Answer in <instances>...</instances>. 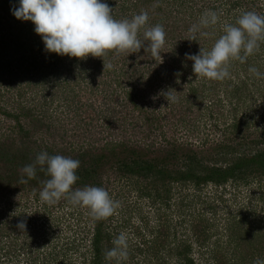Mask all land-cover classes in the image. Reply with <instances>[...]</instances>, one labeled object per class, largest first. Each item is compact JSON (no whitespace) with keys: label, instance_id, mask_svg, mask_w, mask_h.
Listing matches in <instances>:
<instances>
[{"label":"rangeland","instance_id":"1","mask_svg":"<svg viewBox=\"0 0 264 264\" xmlns=\"http://www.w3.org/2000/svg\"><path fill=\"white\" fill-rule=\"evenodd\" d=\"M126 2L130 6V1ZM155 3L144 11L149 14L147 26L161 24L165 28V44L160 56L153 57L142 49V53L130 54L135 55L139 63L134 64L133 60L125 66L120 61L124 54L117 57L113 53V57L108 54L101 58L88 56L78 60V66L62 67L61 77H54L59 79L61 86L52 88L55 90L50 96L48 93L52 90L47 87L50 82L44 84V73H27L17 65L16 59L12 60L16 64L13 67L1 61L0 107L12 114L28 112L37 117L38 123H49L52 130L46 135L44 131H35L33 139L41 142L43 150L45 143L62 149L76 160L86 150L102 153L104 149L108 155L121 151L124 144L149 152L150 158L163 162L171 144L185 148L181 152L175 148L169 161L170 172L186 169L185 165L191 164L192 161L188 162L190 149L197 155V160L193 161L205 166L215 165L212 156L216 153L212 148L236 143L229 141L232 137L230 125L235 117L250 123L249 133L261 140L264 137V92L258 89L260 78L251 77L249 68H255L259 62L264 64V55L260 53L257 57L258 52H255L244 63L231 61L230 76L217 84L216 80L195 76L193 62L186 59V54H199L200 48L211 50L215 43L211 36L190 43V33L185 30L190 20L192 23L200 20L203 13L196 12L199 11L197 5L205 6L204 2L157 0ZM257 3L263 5L264 2L257 0ZM138 10L126 11L120 7L119 12L112 11V15L117 20L131 19ZM227 17H234V14ZM139 36L143 39V29ZM43 54L44 50L39 51L38 63L44 64ZM103 61L111 63L112 67L104 69ZM81 69L82 72L78 71ZM133 70L137 72L135 77L129 76ZM236 84L242 88L239 95L234 94L237 106L233 107L227 90H234ZM192 85L202 90L206 87L202 93L203 102H198L199 95L191 93ZM96 87L102 88V92ZM169 90L177 92H173L175 101L168 102L162 94ZM128 91L133 92L136 108L128 103L125 108L116 105L121 99H128L124 96ZM218 100H222L223 107L218 106ZM23 119V125L28 128V122L31 126V118ZM17 125V121L0 115V141L10 136L18 139L20 129ZM242 136L234 146L244 142ZM237 150L247 151L244 146ZM227 152L215 158L218 166H229L235 153ZM114 170L102 174L99 181L121 205L104 221L112 241L122 231L128 236V256L120 264H178L175 250L182 243L193 246L197 264H214L213 255L217 254L218 247L228 259L236 250L234 232L230 228L233 221L250 223L238 233L251 232L253 237L264 233L263 175L219 188L214 184L196 187L194 182H172L165 187L163 181H158L161 177L137 180L120 177ZM73 186V190L80 188L76 184ZM39 192L37 188L35 192L21 189L19 181L9 187L0 186V262L93 264L90 241L98 221L89 216L87 209L73 206L67 199L61 198L51 205L42 202ZM20 220L26 221L24 231L17 228ZM204 227L209 228L203 236L206 245L202 248L195 233ZM255 240L251 239L250 243L253 241L255 245ZM237 249L240 255H236L232 264L242 263V250L240 246ZM251 251L243 264H256L259 260L260 254L253 255ZM260 261H264V252ZM103 264H117V260L104 257Z\"/></svg>","mask_w":264,"mask_h":264},{"label":"trees","instance_id":"2","mask_svg":"<svg viewBox=\"0 0 264 264\" xmlns=\"http://www.w3.org/2000/svg\"><path fill=\"white\" fill-rule=\"evenodd\" d=\"M102 0V2H106L113 11L119 12L120 7L125 8L126 11L140 9L139 13L146 10L149 7L155 6V2L157 0ZM130 1V6H127V2ZM191 2H196L199 0H190ZM204 2V5H197L196 12L205 13L206 10L215 11L218 13L219 21L216 25L210 26L206 29H202V31H206L209 33L208 36H211L213 42H215L221 35H223V25L225 23L228 24H235L237 18L245 11H255L259 15H264V3L260 5L257 3V0H201ZM264 2V0H262ZM20 0H0V69H3V64L1 61L8 63L9 66L13 67L16 64L12 63L13 59H16L17 65L24 69L27 73H44V84H49L47 87L48 90L55 89L61 86L60 81L58 78L61 77V69L62 67H71L78 66V59L70 58L68 56H59L55 53H46L44 43H42V37L37 35L34 31V24L30 21H22L17 20L16 17L13 15L14 8L19 6ZM119 2V3H118ZM206 2V3H205ZM260 5V6H259ZM149 10V9H148ZM162 12V9H158ZM157 10V11H158ZM138 13V14H139ZM230 14H234V17H227ZM149 15V14H148ZM152 18L156 17L150 14ZM183 17V16H182ZM185 21V19H183ZM186 24L187 28L186 31H189V28L193 24ZM177 32L176 29H174ZM184 32V31H183ZM182 38V34L179 33L178 35ZM203 37L197 34L196 41L191 40V35L188 36V40L190 43H197ZM44 50V57L45 62L38 63V55L39 51ZM38 52V53H36ZM258 56L264 55V42L260 43ZM113 52H109V56L113 57ZM142 53V49L134 53L135 55ZM255 53V52H254ZM261 53V54H260ZM260 54V55H259ZM135 55H123L122 59L120 60L123 65L133 63V60L136 62L134 64H138L139 61ZM118 57V56H117ZM69 64V65H68ZM258 67V68H257ZM133 68H136L133 66ZM262 76L258 79L261 86H258V89H261L264 92V64L257 63L255 67ZM83 71V69L78 70ZM109 71V70H107ZM248 71V70H247ZM246 71V72H247ZM115 72V71H114ZM137 72L133 70L131 75L135 77ZM254 78H257L254 74H251ZM57 77L55 79L54 77ZM80 77V76H79ZM143 77V76H142ZM256 80V79H255ZM56 82V84L54 83ZM215 82V80L213 81ZM217 84V81L215 82ZM245 85V83H244ZM206 86V84L204 85ZM206 87H193L191 88V93L193 96H198V102H203L202 100V93ZM241 85L236 84L234 90L228 89L227 98H230V104L233 103V107L237 105L234 104V99H236V95H239L241 91ZM54 89V90H55ZM98 92H102V88L96 87ZM52 90L49 94L54 93ZM244 91H247L246 89ZM230 92L233 93L230 96ZM94 95V94H91ZM125 98L128 99H121L116 103V105H120L125 108V105L128 103L129 105L133 106L134 108L137 107L133 99V92H127L124 94ZM130 101V103H129ZM218 106L223 107L222 100H218ZM199 106V105H198ZM133 108V109H134ZM0 115H4L9 119H13L18 122L17 127L20 129V137L18 139H14L13 137H7L0 141V186L9 187L14 181H19L22 173L20 169L25 165L31 164L35 161L36 156L41 152H47L50 156L51 155H63L69 157L62 149H56L53 146L49 147L48 144L44 145V150L41 148V142L38 140H34L33 137L36 136V133L39 131H44V134L52 130V127L49 123H38L37 117L32 115L31 113L24 112L15 114L12 112L10 113L8 109L0 107ZM23 117L31 118V126L30 123L27 122L28 128L23 125L22 120ZM234 118V116H233ZM251 124L245 121H240L237 117L233 119V123L230 125L232 130V137L229 141H233L237 144V138L242 136L243 143H240L237 146H229L227 144L216 145L212 149L214 150L215 155L212 156V162L215 165L212 166H205L195 162L196 156L193 151L190 149L188 153H191V156L188 157V163L186 169H175L174 171L170 172V159L173 156V152L175 148H177L178 152L184 151L185 148L178 146L176 144H171V148L166 152L165 158L160 161L157 158H150L149 152H145L142 149L137 148H129L122 144L121 151H112L108 155L105 154L106 150L102 149L98 153V151L93 150H86L83 152V155L78 157L77 159L80 161V167L76 171V175L79 179L76 181V185L80 188L85 186H95L101 187L102 183L99 181L101 179V175L109 170H113L119 175L120 177H131L133 179H154L158 181H163L162 185L167 186L168 184L175 182H194L196 187H200L206 184H214L216 187H223L230 182L239 183L248 180L252 176L253 178H258L259 176H264V137L260 139H255L253 137V133H249L251 130ZM37 131V132H35ZM107 146V145H106ZM112 146V145H109ZM219 146H221V151H219ZM242 146L246 147L247 151L240 153L237 149L241 148ZM188 148V147H187ZM98 150V149H97ZM111 151V150H110ZM228 151V152H227ZM203 152V151H202ZM222 152L235 153L232 158H230V162L228 167L218 166V160L216 161L215 158ZM197 154V153H196ZM227 155V154H226ZM175 157V156H174ZM87 158L88 160L86 161ZM190 160V161H189ZM195 160V161H193ZM160 164H163L160 167ZM90 167L85 169L84 167ZM176 167V165H174ZM165 177L168 179H165ZM44 172L40 171L39 166L36 169V177L33 179H29L28 183L20 184L21 189H26L30 191H34L35 188L42 190L43 184L41 183L43 180L48 179ZM24 179H28L24 176ZM74 184V185H75ZM74 186H72L73 188ZM75 189V188H74ZM160 191V190H159ZM170 192V191H169ZM159 193V192H158ZM151 196V195H149ZM53 207V206H52ZM104 220H100L96 222L94 234L90 241L91 249L94 254L93 264H103L104 263V253L106 250L111 249L112 246V237L110 233H107V228L104 226ZM249 221H241L238 223H231L230 228L231 231L234 233L232 234L233 241L237 246H240L242 250L241 254V264L247 259L246 255H249L248 251L254 255L256 252L260 254V258L264 252V233L259 230L261 233H258L256 237L251 235V232L246 234L238 233L241 231V228L247 227L249 225ZM237 226V227H236ZM209 227H204L201 230H195V234L199 237V244L203 248L206 245L205 241L203 240V236L206 234V231ZM204 230V231H203ZM202 238V240H201ZM256 238V244L254 245L253 241L250 243L251 239L253 240ZM236 246V250L232 253L233 256L228 259V255H222L220 248L218 247L217 254L213 255V259L215 260L214 264H232V261H235L236 255L238 253V249ZM230 247H228L229 249ZM227 249V252H229ZM176 257L178 258V264H197L196 259L194 257V249L192 245L182 243L177 247L175 250ZM250 253V254H251ZM243 256V257H242ZM253 263V262H252ZM139 264V263H138Z\"/></svg>","mask_w":264,"mask_h":264},{"label":"clouds","instance_id":"3","mask_svg":"<svg viewBox=\"0 0 264 264\" xmlns=\"http://www.w3.org/2000/svg\"><path fill=\"white\" fill-rule=\"evenodd\" d=\"M112 11L101 0H20L13 15L17 20L32 22L35 33L42 37L45 50L59 56L82 60L88 56L101 58L113 51L116 56H129L141 49L153 57L160 56L166 37L163 25L147 26L149 16L146 11L122 20L114 19ZM218 21L217 12L206 10L198 24L189 28L191 40L196 41L197 34L208 36L209 33L202 29L214 26ZM141 29L143 39L139 36ZM223 33L211 50L200 48L199 54H186V59L193 62L195 76L216 81L228 78L230 62L238 60L244 63L264 42V15L245 11L235 24L225 23ZM103 64L104 69L112 67L111 63L105 64L103 61ZM249 72L257 78L262 76L254 67L249 68ZM173 92L176 91L169 90L162 94L168 102H172L175 101ZM37 166L49 177L41 182L43 188L39 197L42 202L51 205L61 198L67 199L73 206L87 209L95 221L111 217L121 206L102 187L85 186L73 190L72 186L79 179L76 171L80 161L63 155L39 153L33 163L20 169L22 176L19 183L26 184L29 179L35 178ZM24 176L28 179H24ZM17 228L24 231L26 221L20 220ZM112 244L113 247L105 251L104 257L107 260L115 258L117 264H120L128 256L127 234L122 231L113 239ZM256 264H264V261L257 260Z\"/></svg>","mask_w":264,"mask_h":264},{"label":"flooded vegetation","instance_id":"4","mask_svg":"<svg viewBox=\"0 0 264 264\" xmlns=\"http://www.w3.org/2000/svg\"><path fill=\"white\" fill-rule=\"evenodd\" d=\"M1 263V262H0ZM1 264H3V263H1Z\"/></svg>","mask_w":264,"mask_h":264}]
</instances>
